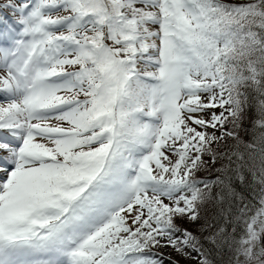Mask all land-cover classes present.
I'll list each match as a JSON object with an SVG mask.
<instances>
[{
    "label": "snow or ice",
    "instance_id": "snow-or-ice-1",
    "mask_svg": "<svg viewBox=\"0 0 264 264\" xmlns=\"http://www.w3.org/2000/svg\"><path fill=\"white\" fill-rule=\"evenodd\" d=\"M214 249L264 264V0L0 4V264Z\"/></svg>",
    "mask_w": 264,
    "mask_h": 264
},
{
    "label": "trees",
    "instance_id": "trees-1",
    "mask_svg": "<svg viewBox=\"0 0 264 264\" xmlns=\"http://www.w3.org/2000/svg\"><path fill=\"white\" fill-rule=\"evenodd\" d=\"M3 3H7V0H0V4H3ZM4 15L8 16V17H9L10 19H12V20H15V17L12 15L11 12H5ZM254 118H255L254 111L249 112L248 120L245 122V127H246L247 129L251 130V121H252ZM242 135H244V134L242 133ZM244 139H245V140H248V139H249V136H248V135H244ZM212 178H214V177H212ZM250 179H251V178L249 177V180H250ZM236 187H237V191H241V190H243L239 184H237ZM245 194L247 195L248 192L245 191ZM230 230H231V229H229V231H230ZM206 234H207V233H205V235H206ZM208 246H210V245H207V244H206V247H208ZM171 256H172L173 259H179V257H177L174 253H171ZM212 258H213V260H214V264H222V257L220 256L219 253H217V252L215 251V249L213 250V256H212ZM181 263H186V262L182 260Z\"/></svg>",
    "mask_w": 264,
    "mask_h": 264
},
{
    "label": "rangeland",
    "instance_id": "rangeland-1",
    "mask_svg": "<svg viewBox=\"0 0 264 264\" xmlns=\"http://www.w3.org/2000/svg\"><path fill=\"white\" fill-rule=\"evenodd\" d=\"M168 254H170L171 255V253L169 252ZM173 259V258H172ZM173 260H175V259H173ZM186 263H181V264H187V261H185ZM165 264H170V262L166 259V261H165Z\"/></svg>",
    "mask_w": 264,
    "mask_h": 264
}]
</instances>
